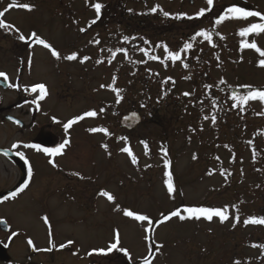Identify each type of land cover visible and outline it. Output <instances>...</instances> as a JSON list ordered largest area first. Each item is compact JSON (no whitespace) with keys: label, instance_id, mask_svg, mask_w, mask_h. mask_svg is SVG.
<instances>
[{"label":"rangeland","instance_id":"rangeland-1","mask_svg":"<svg viewBox=\"0 0 264 264\" xmlns=\"http://www.w3.org/2000/svg\"><path fill=\"white\" fill-rule=\"evenodd\" d=\"M95 2L105 7L98 22L88 28V23L96 19L91 7ZM20 3H30L34 8L28 11L15 6ZM157 5L171 15L166 17L159 10L153 13L151 9ZM233 5L264 13V0H214L211 12L191 20L174 16L186 13L195 17L201 8L208 7L206 0H0V11L8 9L0 19L20 29V33L0 29V48L35 56L34 66L19 72L22 90L37 83L47 86L51 99L43 113L62 96L69 98L67 105L57 104L53 111L64 118L90 110L98 113L83 120L86 149L81 153V163L64 169L61 176L72 185H81L84 190L87 187V193L96 199L94 207L99 209L97 220L103 230L104 248L114 239L112 231L119 230L120 247L127 248L132 256L128 264H143L150 243L146 235L163 244L159 252L153 249L152 264H264V247L258 246L264 245V225L243 223L249 217H264V103L249 101L237 107L231 99L233 93H247L242 85L264 90V67L258 66L264 57L254 49L240 48L241 40L247 39L264 50V33L239 36L241 28L260 22L256 17L215 25L218 16ZM81 28L87 30L81 32ZM200 30L211 32L213 40L210 43L197 37L193 48L182 53L188 68L180 61L165 65L149 60L139 51L146 48L166 60L163 45L170 51H180ZM33 31L61 54L57 60L47 49L53 60L49 68L36 67L39 58L48 62V56L40 50L42 46L18 39L21 33L28 37ZM99 32L106 39L99 42L95 53L103 63L81 62L82 52L75 50L72 41ZM124 36L129 40L125 41ZM122 48L128 50L127 57L117 51ZM73 52L78 53L77 60L63 59ZM6 59L14 61L13 57ZM10 74L16 75L14 70ZM168 77L175 83L167 81ZM221 79L226 83L221 84ZM112 86L122 90L123 100L119 103ZM185 92L190 95L184 96ZM13 96L8 93L4 98L7 101ZM130 110L139 112L144 122L128 135L116 117ZM92 127L107 128L109 134L91 133L88 129ZM141 141L147 142V150ZM104 144L107 149L102 147ZM125 146L132 149L138 164H132L131 157L120 151ZM162 149L167 150V156ZM166 161H171L170 167H166ZM169 171L174 194L167 191ZM48 173L49 170L41 169L38 174ZM52 174L57 177L58 171ZM57 184L56 179L51 183ZM45 185L46 182L35 180L22 197L19 229L30 230L31 223L21 210L25 205L31 208L34 198L47 196ZM102 191L115 196V201L102 196ZM47 205L54 210V218L60 219L56 202L40 201L32 208L43 209ZM185 207H227L229 219L221 223L217 217L211 222L203 218H173L146 234L145 222L125 217L122 211L147 214L155 222L161 213ZM237 214L239 223L235 222ZM62 227L67 228L65 224ZM77 239L85 241V248L91 245L86 242L95 240L83 233ZM119 256L126 257L122 252Z\"/></svg>","mask_w":264,"mask_h":264},{"label":"flooded vegetation","instance_id":"flooded-vegetation-1","mask_svg":"<svg viewBox=\"0 0 264 264\" xmlns=\"http://www.w3.org/2000/svg\"><path fill=\"white\" fill-rule=\"evenodd\" d=\"M105 37V34L101 32L86 34L74 39L72 46L75 50L82 52V59L88 56L91 63H97L99 56L95 53V48L99 43L94 41L98 39L101 42ZM40 50L48 56V62L45 64L39 58L36 60V67L41 65L49 68L53 60L50 59L51 56L48 55L46 48L43 47ZM7 57H13L14 61L7 60ZM33 61L35 56L29 53L23 54V51L19 53L17 50L0 48V72L6 73L9 77L7 82L0 77V201H2L0 202V219L6 220L8 224V227L0 224V264H119L120 259L122 264H128V258L120 257L121 252L115 250L108 254L93 252L92 255H88L93 249L104 248L103 230L97 220L100 217L99 209L94 207L96 199L87 193V187L84 190L81 185H72L61 176L64 169L81 163V153L86 149V132H82L83 120L74 124L66 133L63 124L77 115L67 114L64 118L63 115L54 112L53 107L57 104L67 105L69 98L63 96L57 98L56 102H52L53 106L47 113H43V110L51 99L49 95L39 102V109L35 103H31L34 98L38 99L39 93L22 90L19 72L23 73L33 67ZM11 70H14L16 74L14 77L10 74ZM9 84H19L20 88L9 87ZM8 93H13L14 96L6 101L4 95ZM132 111L134 110H130L125 115ZM123 116L116 117L119 123ZM9 117L21 123L16 124L14 120L8 119ZM53 117L60 122H55ZM132 133L126 132L128 135ZM65 139H70V144L66 146L62 155L55 157H49L33 148L23 147L24 144H39L42 147L55 148ZM15 143H19L21 147L13 149L12 145ZM18 151L24 152L27 162L16 155ZM5 152L8 154L5 155ZM50 160H54L57 166L54 167ZM29 167L32 168L31 177L28 176ZM41 169H47L49 173L39 176ZM52 171H58V176H54ZM55 179L58 180V184L51 185ZM35 180L47 183L45 190L48 194L30 201L31 208L24 204L27 208H22L21 213L28 217L31 223L30 230L19 229V203H22L24 200L22 197L31 189ZM24 183H28V188L12 198L11 193ZM5 197L8 199L5 200ZM46 200L56 202L60 207V210H56L60 212L58 214L61 216L60 219L54 218V210L48 205L43 209L32 208L35 203ZM44 216L48 217L51 224V236L48 226L43 221ZM20 221L26 223L24 220ZM64 224L67 228L62 227ZM13 232L18 235L13 236ZM114 232L115 230L112 234ZM81 233L95 238L94 241L86 242L91 243L87 245L90 247L85 248V241L77 239ZM29 239L33 241L35 249H47L52 243L56 247L52 251L34 250L27 243ZM69 240L73 241L71 245L60 248L61 244H67ZM111 242L106 244V248Z\"/></svg>","mask_w":264,"mask_h":264},{"label":"snow or ice","instance_id":"snow-or-ice-1","mask_svg":"<svg viewBox=\"0 0 264 264\" xmlns=\"http://www.w3.org/2000/svg\"><path fill=\"white\" fill-rule=\"evenodd\" d=\"M15 2V0H14ZM207 3V8H201L197 13L195 17L192 16H187L186 13H178L174 16L175 19H181V18H187L189 20L194 19V18H200V17H204L206 12H211L212 11V6L214 4V0H206ZM13 5L10 4L9 8H11ZM15 6L19 7V8H23L26 9L28 11H32L34 6L31 5L30 3H20V4H16ZM91 7L94 8L95 13H96V19H93L92 21H90L88 23V28H91L94 24H96L101 16V12L102 9L105 7V5L101 2H95L91 5ZM161 11L163 12L164 16H169L171 15L170 13L163 11L162 8H159V6L157 5L156 7H153L151 9V11L153 13L157 12V11ZM8 11V9H5L4 11H0V17H3L5 12ZM131 11V10H130ZM250 17H256L259 18L260 22L257 23H251L249 26L247 27H243L240 29L239 31V36L247 38L249 35L251 34H256L259 35L261 33H264V13H262L261 11H253V10H248L245 7L242 6H231L226 8L222 14H220L218 16V18L215 20V25H220L221 23L227 21V20H233V19H242V20H247ZM0 29H4V30H14L17 33H20V29L19 28H14V26L12 24L6 23L4 22L3 19H0ZM86 28H81L80 31L84 32L86 31ZM197 37H202L204 40L208 41V42H212L213 40V35L211 32L206 31V30H200L197 31L195 33V35H193L191 37V41L192 42H187L183 45V47L180 49V51H170L168 49L167 45H163L164 50L167 54V59L166 60H162L160 56L157 55H153L149 52L148 49L146 48H140L139 51L144 53V55L149 59V60H157L160 61L162 64L167 65L168 61H172V62H176V61H180L183 65L184 68H188L189 65L187 63L183 62L182 59V53L186 52L187 50H191L193 48V42L196 40ZM223 38V37H221ZM18 39L20 41H24V42H29L31 41L33 44H38V45H42L44 48L49 49L51 51V54L57 59H61V54L59 51H57L52 44L48 43L45 39L41 38L39 35H37V33L35 31L30 33V36L26 37L24 34H20L18 36ZM124 40L128 41L129 37L128 36H124ZM95 43H99V40H95ZM145 43H150L149 41H145ZM213 47H215V45H212ZM240 48L243 51L244 49H254L257 53H259L260 57H264V50H261V48L257 45V43L255 42H248L247 39H243L241 40L240 43ZM111 51V50H110ZM117 51L123 52L125 57L128 56V50L127 49H118ZM116 53L113 52L112 53V57L115 58ZM78 58V53L73 52L70 55L64 56L63 59L68 60V61H75ZM90 57L85 56L83 57L81 62H85L87 60H89ZM217 59H219V57H217ZM109 63H111V59L108 61ZM144 62V61H141ZM97 63H103V60H98ZM29 64H31V59H29ZM258 66L260 67H264V59H260L258 61ZM0 77L3 78V81L7 82L9 77L6 73L4 72H0ZM186 79H190V77H185ZM115 79V78H114ZM167 81H172L171 77L167 78ZM167 81H164L165 83ZM172 83H175L174 81H172ZM221 84L226 83L225 80L221 79L220 80ZM9 87H15V88H20L19 84H9ZM101 87H105L104 85H101ZM205 87L210 88L211 85H205ZM242 88H246L248 89L247 93L244 95H239L236 93H233L231 95V99L236 102V106H240V105H246L249 101H260L261 103H264V90L261 89H253L251 85H242ZM30 90L31 93H39L38 95V99L34 98L31 103H35L37 109H39L40 107V101L45 100V98L49 95L48 92V88L44 83H37L33 86H31V88L29 89L28 87L24 88L25 92H28ZM112 91L116 93V98H117V103H119L121 100H123V96L121 95V89L112 86ZM184 96H189L190 93L185 92L183 93ZM101 112L104 111L103 108L100 109ZM98 115L96 110H90V111H86L84 112L82 115H78L76 117H74L73 119L68 120L66 123L63 124V129L64 131L67 133L69 129L72 128V126L74 124H76L79 121L84 120L86 117H96ZM135 113H133V117H135ZM8 119L10 120H14L13 117H9ZM204 119H208L207 116L204 117ZM213 123H215L216 121V116L213 115L211 117ZM53 120L57 123H59L60 121L56 120L55 117H53ZM14 122L16 124H20L21 122L19 120H14ZM89 132L91 133H104L106 135L109 134L108 129L104 128V127H92L88 129ZM120 139H126V137H121ZM141 143L144 144L145 149L147 150V142L145 141H141ZM70 144V139H65L61 144H59L58 147L55 148H48V147H42L39 144H24L23 147L24 148H33L39 152H43L45 154H47L49 157H55L57 155H62L64 153V150L66 148V146H68ZM21 145L19 143H15L12 145L13 149H18L20 148ZM102 147H104L105 149L108 148L107 144L102 145ZM227 147V145L225 146ZM164 151L165 156H167V150L166 149H162ZM121 152L123 153H127L130 157H131V163L132 164H138V158L136 157V155L133 154L132 149L129 146H125L122 147L120 149ZM5 155H7L8 153L5 152ZM111 153H109L110 155ZM16 155H18L22 160L26 161V157L24 152L18 151L16 152ZM194 159L196 157H193ZM217 159H219V157H217ZM50 163H52V165L54 167H56V163L54 160H50ZM171 161H166V167H170ZM221 174H224L223 171ZM75 175H80L79 173H75ZM28 176L31 177L32 176V168L29 167L28 168ZM83 178V177H81ZM166 185H167V191L169 194H174L176 192L175 186L173 184V177H172V172L169 171L167 172V180H166ZM28 183H24L21 186H19L16 191H13L11 193V197L15 198L17 197L20 193H23L25 191V189L28 188ZM102 196L107 197V199L109 201L114 202L115 201V196H113L112 194H110L107 191H102L100 193ZM5 200L8 199V197L4 198ZM2 202V201H0ZM117 210L120 211L121 209L119 208V206H117ZM123 215L125 217L128 218H132L135 221L138 222H145L146 223V227L144 229L145 233H152L154 227L159 226L160 224H164L167 221L172 220L173 218H178L181 221L184 220H189V219H196V220H200L201 218L211 222L213 220L214 217L219 218L220 222L223 223L225 221H227L229 219V209L227 207H224L223 209L221 208H213V207H185L183 209H179L177 208L176 210L170 211L168 214H164L161 213L160 219H158L157 221H153L152 218H150L149 215L147 214H139L136 211L133 210H129V209H123ZM183 213V214H182ZM43 221L44 223L48 226L49 228V235L51 236V224L49 222V219L47 216L43 217ZM235 222L239 223L240 222V216L239 214H237L235 216ZM243 223L245 225L248 224H256V225H264V217H249L248 219L244 220ZM0 224L5 225V227H8L7 221L0 219ZM13 236L18 235V233L13 232L12 233ZM145 239L150 241V243H148L147 248H148V254L147 256H145L143 258V264H152V261L154 260L155 256L153 254V249H155L156 252H159L160 249L163 248V244H157L153 237L150 235H146ZM27 243L29 245H31L34 250H38V251H52L53 248L56 247V245L54 243L51 244V247L47 248V249H35V245L33 244V241L31 239H29L27 241ZM51 243V241H50ZM73 243L72 240H69L67 242V244H61L60 248H65L67 247V245H71ZM121 245V234L119 232V230H116L114 232V239L113 242H111L110 244H108L107 248H100V249H93L91 252L88 253V255H92L93 252H99V253H103V254H108L113 252L114 250L117 252H122L124 253V255L128 258L129 261L132 260V256L129 252V250L127 248L124 247H120ZM259 247H264V245H258ZM151 257V258H149ZM234 264H239L238 261L234 262Z\"/></svg>","mask_w":264,"mask_h":264},{"label":"water","instance_id":"water-1","mask_svg":"<svg viewBox=\"0 0 264 264\" xmlns=\"http://www.w3.org/2000/svg\"><path fill=\"white\" fill-rule=\"evenodd\" d=\"M135 113V117H133ZM122 118L121 126L129 131L136 129L142 122V118L139 113L133 112Z\"/></svg>","mask_w":264,"mask_h":264}]
</instances>
